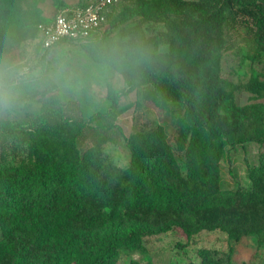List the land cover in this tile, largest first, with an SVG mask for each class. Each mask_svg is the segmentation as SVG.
I'll list each match as a JSON object with an SVG mask.
<instances>
[{"label":"trees","instance_id":"1","mask_svg":"<svg viewBox=\"0 0 264 264\" xmlns=\"http://www.w3.org/2000/svg\"><path fill=\"white\" fill-rule=\"evenodd\" d=\"M52 2L0 0V68L27 70L16 88L34 83L27 73L44 65L53 46L41 45L38 23L67 3ZM46 4L54 10L44 18ZM103 23L99 34L77 43L124 81L117 89L106 85L105 109L84 119L78 101L61 99L49 84L26 90V97L41 100V109L24 125L14 128L0 116V131L17 129L25 139L19 156L0 158V264H158L122 258L146 251L144 235L176 225L186 238L217 228L228 239L252 234L264 245L262 107L237 105L232 96L241 88L263 97L264 65L230 89L219 66L220 50L232 44L227 32L238 26L244 57L261 62L264 0H117L104 11ZM62 41L72 42L55 43ZM27 43L29 66L23 59ZM132 90L157 108L176 100L181 109L169 135L160 124L128 132L129 158L120 166L103 143L120 134L117 99ZM223 105L226 112L219 110ZM248 141L256 145V159L246 164L247 185L222 189L220 159ZM79 250L88 256L78 257ZM197 255L198 264H232L207 247Z\"/></svg>","mask_w":264,"mask_h":264},{"label":"rangeland","instance_id":"2","mask_svg":"<svg viewBox=\"0 0 264 264\" xmlns=\"http://www.w3.org/2000/svg\"><path fill=\"white\" fill-rule=\"evenodd\" d=\"M82 0H53L54 7L61 3L72 4ZM53 4L41 5V15L45 18L53 12ZM230 47L220 50V74L224 88L230 89L233 84L244 81L253 68L264 65V55L261 62L250 63L244 57V30L238 26L228 32ZM165 49V46H160ZM32 44L25 45L24 61L27 66L33 63ZM40 64L31 69L26 76L34 77V83L28 88H16V94L8 102L1 101L0 116L9 125L18 128L26 123L28 114L38 113L41 100L26 97L29 88L53 84L54 92L63 100H76L79 103L81 116L87 119L96 110H103L109 104L105 95L106 85L117 89L124 81L117 70L111 69L104 62L93 61L78 43L58 42L53 44ZM233 101L237 105L248 102H258L262 107L264 126V96L255 97L241 88L232 89ZM132 90L126 96H118L119 111L115 121L120 126V134L115 141L103 143V150L114 163L126 165L129 152L125 144V135L134 129L146 128L155 124L163 126L167 135L173 129L176 116L181 109L179 101L167 100L163 108H157L149 102L139 101ZM138 100V101H137ZM220 112H226L227 107L221 106ZM14 129L13 132L0 131V158L12 159L24 150V136ZM226 148H224L225 150ZM229 157V163L228 159ZM256 159V145L248 141L244 148L241 146L225 150L220 159L221 188L227 189L240 183L247 185L245 167ZM145 252L129 251L122 261L134 258L139 262L152 260L158 264H198L197 249L207 247L214 256L228 260L232 264L250 261L264 262V245L258 244L252 234L241 236L237 240L228 239L219 229H200L189 238L183 230L173 226L168 230H157L144 235ZM89 252L79 250L78 257H86ZM67 264H74L70 260Z\"/></svg>","mask_w":264,"mask_h":264},{"label":"built area","instance_id":"3","mask_svg":"<svg viewBox=\"0 0 264 264\" xmlns=\"http://www.w3.org/2000/svg\"><path fill=\"white\" fill-rule=\"evenodd\" d=\"M116 1L91 0L58 6L49 19L38 23L41 45L46 47L59 39L77 43L91 34H99L104 28V11Z\"/></svg>","mask_w":264,"mask_h":264},{"label":"clouds","instance_id":"4","mask_svg":"<svg viewBox=\"0 0 264 264\" xmlns=\"http://www.w3.org/2000/svg\"><path fill=\"white\" fill-rule=\"evenodd\" d=\"M26 69L16 66L0 68V101L8 102L16 94V86L25 80Z\"/></svg>","mask_w":264,"mask_h":264}]
</instances>
